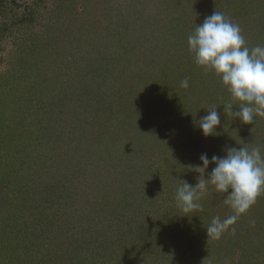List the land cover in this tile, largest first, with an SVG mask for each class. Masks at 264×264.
Listing matches in <instances>:
<instances>
[{"label": "rangeland", "instance_id": "obj_1", "mask_svg": "<svg viewBox=\"0 0 264 264\" xmlns=\"http://www.w3.org/2000/svg\"><path fill=\"white\" fill-rule=\"evenodd\" d=\"M214 11L249 48L264 46V0H0V264H179L171 244L181 240L197 252L188 264H264V193L217 242L206 228L233 214L224 194L209 185L203 210L187 214L175 200L183 181L198 183L202 154L264 145V117L243 124L223 111L230 94L188 51L187 36ZM94 69L95 81L83 76ZM37 90L67 103L56 127L64 137L29 116ZM90 102L102 108L92 126ZM214 107L220 125L204 137L198 121ZM44 153L51 160L38 162ZM121 227L130 242L116 248Z\"/></svg>", "mask_w": 264, "mask_h": 264}, {"label": "clouds", "instance_id": "obj_2", "mask_svg": "<svg viewBox=\"0 0 264 264\" xmlns=\"http://www.w3.org/2000/svg\"><path fill=\"white\" fill-rule=\"evenodd\" d=\"M187 47L196 66L218 77L230 94L223 111L243 124H252L257 117H264V46L249 48L239 25L222 12L214 11L195 25L187 36ZM180 87H189L188 78L181 81ZM234 104L238 105L237 111H233ZM219 125L220 115L215 107L198 121L204 137L216 135ZM262 148L264 145L228 148L224 156L213 155L211 159L202 154L201 164L195 167L201 174L198 183L191 186L183 181L177 187L176 204L186 214L203 210L199 200L209 185L215 192L224 194V203L233 214L223 220L213 217L206 228L207 239L219 240L226 232L234 235L232 226L264 193ZM210 164L215 166L205 179Z\"/></svg>", "mask_w": 264, "mask_h": 264}, {"label": "trees", "instance_id": "obj_3", "mask_svg": "<svg viewBox=\"0 0 264 264\" xmlns=\"http://www.w3.org/2000/svg\"><path fill=\"white\" fill-rule=\"evenodd\" d=\"M80 57V56H79ZM92 71V73H90V74H88L87 72L85 73V74H83V76L84 77H87V78H90V80H92V81H95V79H96V73H95V69L94 70H91ZM90 71V72H91ZM98 74V73H97ZM88 75V76H87ZM98 76V75H97ZM21 80H23V79H21ZM22 83V81H20V83H18V85H17V87L20 85ZM11 86L12 87H14V85L13 84H11ZM94 86H96V82H95V84H94ZM16 87V88H17ZM3 90H7V87L6 86H2L1 87ZM15 88V87H14ZM22 88H24V87H22ZM16 90V89H15ZM17 91V90H16ZM12 93L11 92V90H7L5 93ZM19 92L20 91H17V96H15L16 98H18L19 97ZM22 94V93H21ZM45 92H44V90L43 91H41L40 92V95H39V93H38V90H37V93H35L34 91H33V93H32V95H30V97H28V99H25V102H28V101H30V103H31V105H30V110H31V112H30V114H29V116H32V114H34V113H36V112H39L40 113V120H39V122H40V124H41V126H43L42 128H43V131H45V132H49V133H54V134H56V135H63V134H65L64 133V129L63 128H61L60 129V131H58L57 129H56V127H57V124H58V122H59V118H62V116L64 115L63 114V111H64V109H62V107L64 106V105H66L67 103H65V102H63V101H61V100H54L53 98L52 99H45ZM45 101H47V104H44L43 106H42V104L45 102ZM70 101V100H69ZM90 101H92V102H95V101H93V100H90ZM92 102H90L91 104H93L92 106H91V108H93L94 110H92L93 112L91 113V115H90V117H91V120L88 122V124L89 125H93V124H96L97 123V121L101 118V116H102V114H98V110L99 109H102V108H99L98 106L96 107L95 105V103H92ZM99 102H97V104H98ZM37 104H38V106H37ZM42 106V107H41ZM155 109H158L157 107L155 108ZM154 109V110H155ZM70 110V108L68 109V111ZM156 111V110H155ZM94 113V114H93ZM28 114V113H27ZM27 114H25L26 115V118H27ZM77 118H79L78 117V115H77ZM4 119V118H3ZM77 121H80V119H77ZM83 122V121H82ZM76 121L75 120H73V125H75L76 126ZM83 124H85L84 122L83 123H80V125H79V127H81ZM71 126V130H72V133L74 134H72L73 136H70L69 138H68V140H69V142H70V140H71V138H72V140L73 141H75V142H77L74 146H73V150H74V152L77 154V155H79V157H81V159H83V157H84V155L83 154H81L79 151L81 150V148H85V145H84V143H81V139L79 138V135H77V134H79V133H77V132H79V130H78V126L77 127H75V126ZM10 128V126L7 128V130ZM17 128V127H16ZM3 129H0V132L2 131ZM3 132H5V131H3ZM8 133H10V131L8 130L7 131ZM6 132V134H4L5 136H9V134ZM82 135V134H81ZM84 135V134H83ZM61 137H64V136H61ZM51 138H54L53 136L51 137ZM58 139V136L55 138V139H53V140H57ZM61 139V138H60ZM73 144V143H72ZM80 146H83V147H80ZM76 148V149H75ZM29 155H31V154H29ZM48 157V158H47ZM49 157H51V156H49V155H47V154H43V156H37L36 155V159L38 160V158H39V160H38V162H40V160H41V162L40 163H43L42 161H46V160H51V159H49ZM31 158V157H30ZM70 160H72V159H70ZM33 162H35V161H33ZM138 171V170H137ZM56 186H58V185H56ZM60 187V186H59ZM59 187H57V188H53V190H50V192L51 191H53V192H55ZM52 194H54V193H52ZM125 201V202H124ZM85 202V201H84ZM133 201H130V200H128V199H123L121 202H119L120 204H122V205H125V206H127V205H129L130 203H132ZM84 206H87L88 207V211H90V208H94L95 207V205L94 204H91V203H88L87 201H86V204L84 205ZM103 206H105V208H109V206H106L105 204L103 205ZM117 213H120V212H116V211H114V213H113V211L110 213L111 215L112 214H117ZM120 219H124L125 218V215H124V213L123 212H121V215H120V217H119ZM93 218H91V221L93 222V220H92ZM151 220H154V226H153V228H154V231L155 230H157V231H159V233H160V235L162 236V238H163V241H164V243L162 242V241H158V242H156V243H158V244H161V247H164V245H167V244H169V243H166L165 241H167V240H165V234L167 235V232H165V231H162V224L160 223V222H158V217H157V219H155V218H152ZM101 222V221H100ZM100 222H99V224H100ZM101 225V224H100ZM91 228V230H93L94 228H95V226H91L90 227ZM119 228V227H118ZM141 227H139V229H140ZM143 228H145V227H143ZM122 227H121V230H120V233H118V235L115 237V239H117L118 240V244L116 245V248H120V246H121V248L122 247H125L127 244H128V242H130V239L129 238H127L126 237V234H125V232L123 231L122 232ZM129 230V229H128ZM127 230V231H128ZM103 231V230H102ZM150 231V230H149ZM153 231V230H152ZM142 234V233H141ZM141 234H140V236H141ZM139 236V237H140ZM142 237H144V238H146V239H148V234L146 233V231L144 230V232H143V235H142ZM194 234L192 235V237H191V239H188V240H193L194 241ZM182 242H183V244L186 246V244H185V242L183 241V240H181ZM214 242H217V241H215L214 240ZM146 243L148 244V246H149V248L150 249H152V248H154V247H157L156 245H152V242H151V240H148V241H146ZM181 245L180 244V242L179 241H177V244H171V245H173V251L171 250V253L173 254L175 251H179L178 253H181L182 254V256H181V260H180V262H179V264H183L184 262L186 263V264H188L187 263V261L188 260H190V258H191V256H194L195 254H197V252H190V254L189 255H187V249L190 251V249L192 250V248H184V245ZM87 246H88V248L91 246V247H93V248H95V247H98V245H90V244H87ZM190 246V245H189ZM218 246V245H217ZM159 248V247H158ZM200 253V252H199ZM71 256V255H70ZM77 257H79V254H77L76 255ZM197 256V255H196ZM17 259L16 260H18L19 258H18V256L16 257ZM190 264V263H189Z\"/></svg>", "mask_w": 264, "mask_h": 264}]
</instances>
